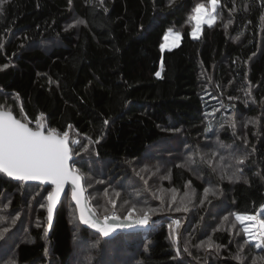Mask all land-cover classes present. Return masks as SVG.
Here are the masks:
<instances>
[{
  "label": "trees",
  "instance_id": "obj_1",
  "mask_svg": "<svg viewBox=\"0 0 264 264\" xmlns=\"http://www.w3.org/2000/svg\"><path fill=\"white\" fill-rule=\"evenodd\" d=\"M202 2L3 5L0 106L30 127L42 115L46 129L69 131L95 211L108 197L121 218L125 201L154 211L150 230L105 239L79 222L70 187L49 224L53 187L0 174V264H240L247 237L234 214L264 206V0H220L216 22L193 38ZM169 29L181 44L163 53ZM210 237L218 251L200 247ZM241 255L251 264L264 251Z\"/></svg>",
  "mask_w": 264,
  "mask_h": 264
},
{
  "label": "snow or ice",
  "instance_id": "obj_2",
  "mask_svg": "<svg viewBox=\"0 0 264 264\" xmlns=\"http://www.w3.org/2000/svg\"><path fill=\"white\" fill-rule=\"evenodd\" d=\"M6 2L7 0H0V11L3 10V5ZM69 3H71V0H69ZM219 4L220 0H208L210 7L202 2L193 8L189 21L195 22L191 33L194 38L198 37L202 25L212 26L215 22ZM77 23H84V21L80 20ZM229 23H231V20H229ZM169 36H174V44L180 39V34L178 32L173 34L172 29H169L165 34L166 41ZM165 46L161 45V48L163 49ZM4 67H7V65H4ZM156 75L159 76L160 73L157 72ZM21 112H23L22 107ZM30 123L31 121L26 118L18 119L12 110L0 106V174L18 181H40L54 186L47 194V220L49 224L52 221L53 210L62 193L66 195L65 186L69 185L71 187V199L75 201L79 222L91 227L102 237H110L116 228L120 227L116 223H110V221L121 219L116 212V201L108 197L107 190H105V196L108 197L106 204L110 205V207H103L102 213L94 211L90 207L89 198L86 196V188L82 184L84 173L74 167L76 163L80 162L72 161L73 149L69 146V131L60 133L55 128L46 129L42 115L36 119L35 128L30 127ZM107 123L108 121L105 120L104 124ZM68 127L71 128L70 125ZM72 143H79V141H72ZM245 159L246 157H238L237 163L243 164ZM70 161H72L71 164ZM168 178L165 177V179ZM229 179H232V177H229ZM210 191V189L206 188L204 190L205 196ZM172 192L171 199L175 202L177 199L176 190L173 189ZM185 195L187 196L188 194L185 193ZM115 196L118 198L120 193H115ZM124 203L130 205L127 209V214L123 217L124 220L132 221L137 225L149 224L153 209L137 208L136 204L129 201ZM181 203L183 204V201ZM41 206L43 207L44 205ZM175 210L187 211V208L186 206L177 207ZM234 217L235 221L242 226V232L247 237L244 244L239 246L238 253L233 257L240 264H243L244 260L248 259V257L241 255L245 246H254L264 251V206H261L260 216L235 213ZM224 219L227 220L228 217ZM179 223L178 220L172 222L177 228ZM169 227L172 228V225H169ZM232 227L235 228L236 224H233ZM6 231L7 229H5ZM2 235L0 233V236ZM46 235L47 231H45ZM176 242L177 237L173 233L174 246ZM200 247H207L208 249L215 247L218 251L220 246L215 245L210 237L207 241H202ZM185 251H187L186 247ZM177 255H179V249H177ZM258 261L264 262V255L253 257L251 264H258Z\"/></svg>",
  "mask_w": 264,
  "mask_h": 264
},
{
  "label": "water",
  "instance_id": "obj_3",
  "mask_svg": "<svg viewBox=\"0 0 264 264\" xmlns=\"http://www.w3.org/2000/svg\"><path fill=\"white\" fill-rule=\"evenodd\" d=\"M30 126V125H29ZM74 160V157H72V161ZM72 161H70V164L72 163ZM27 182H36V183H40V184H43L45 186H52V185H49V184H46V183H42L40 181H27ZM82 184L84 185L83 183V180H82ZM54 187V186H52ZM70 186L69 185H66L65 186V193L67 191V189L69 188ZM71 188V187H70ZM65 194L62 193L61 195V198L60 200L57 202V205L55 207V209L53 210V217H52V221H51V224L53 223L54 221V217H55V213H56V210L57 208L59 207L60 203H61V200L63 198ZM87 196V195H86ZM73 201V200H72ZM74 205H75V201H73ZM90 204V202H89ZM90 207L92 208L91 204H90ZM93 209V208H92ZM94 210V209H93ZM95 211V210H94ZM110 223H116L118 225H120V227H117L115 232H113L110 237H103L105 239H111L113 237H115L116 235L122 233V232H140V231H148L152 228V220L150 218V221H149V224L148 225H137L135 224L134 222L132 221H128V220H124L123 218H121L120 220L118 221H110ZM84 225V224H83ZM85 227H88L90 228L91 230L95 231L94 229H92L91 227L87 226V225H84ZM96 232V231H95Z\"/></svg>",
  "mask_w": 264,
  "mask_h": 264
},
{
  "label": "rangeland",
  "instance_id": "obj_4",
  "mask_svg": "<svg viewBox=\"0 0 264 264\" xmlns=\"http://www.w3.org/2000/svg\"><path fill=\"white\" fill-rule=\"evenodd\" d=\"M206 6H209L210 7V5H206ZM215 22H216V20H215ZM214 22V23H215ZM213 23V24H214ZM212 24V25H213ZM205 25H207V24H204V25H202V28L205 26ZM201 31H202V29H201ZM168 32V31H167ZM166 32V33H167ZM172 32H173V34L174 33H177L178 31H176V30H174V29H172ZM179 34H180V32H178ZM200 34H201V32L199 33V35H198V37H196V38H199L200 37ZM194 38V37H193ZM173 39H174V36H169L168 37V39H167V41L165 40V36H164V40H163V42H162V44L161 45H166L163 49L161 48V51L164 53V52H166V51H171V50H173V49H175V48H177L180 44H181V39H182V36H181V34H180V39H179V41L178 42H176L175 44L173 43ZM160 74H161V70H160V72H159ZM75 141H80L79 139H76ZM79 143H81V142H79ZM79 143H74V147L76 148V150H77V146H79ZM79 148V147H78ZM258 216H260L261 215V209L259 210V212H258V214H257ZM153 220V219H152ZM177 220V219H176ZM179 221V220H178ZM176 237H177V235H176ZM177 243V242H176Z\"/></svg>",
  "mask_w": 264,
  "mask_h": 264
}]
</instances>
